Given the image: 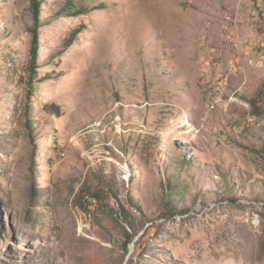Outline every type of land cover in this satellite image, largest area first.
Returning a JSON list of instances; mask_svg holds the SVG:
<instances>
[{
  "label": "rangeland",
  "instance_id": "obj_1",
  "mask_svg": "<svg viewBox=\"0 0 264 264\" xmlns=\"http://www.w3.org/2000/svg\"><path fill=\"white\" fill-rule=\"evenodd\" d=\"M39 3L0 0V264H264V0Z\"/></svg>",
  "mask_w": 264,
  "mask_h": 264
},
{
  "label": "trees",
  "instance_id": "obj_2",
  "mask_svg": "<svg viewBox=\"0 0 264 264\" xmlns=\"http://www.w3.org/2000/svg\"><path fill=\"white\" fill-rule=\"evenodd\" d=\"M32 1V4H33V8H34V11H35V14H36V16H38L39 15V13H40V3H39V0H31ZM70 5H66V7H69ZM71 6L72 7H77L74 3H72L71 4ZM83 11L84 10H79V12H77L78 14H83ZM35 31V33H34V37H35V39H37V40H35L34 39V46H33V50H34V57L36 58L37 57V49H38V46H39V41H38V33L36 32V30H34ZM36 61V60H35ZM34 61V62H35ZM48 107V106H47ZM52 107H55L56 109H58V107H56V106H53V105H50L49 106V108L48 109H46V111H50V108H52ZM56 111H58V110H55V111H53L52 112V114H57L56 113ZM51 112V111H50ZM135 238H136V235H132V236H130V239H129V241L125 244L126 246V248H128V246L135 240Z\"/></svg>",
  "mask_w": 264,
  "mask_h": 264
}]
</instances>
